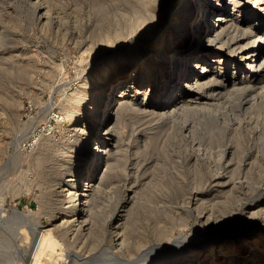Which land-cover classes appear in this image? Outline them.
I'll list each match as a JSON object with an SVG mask.
<instances>
[{"label": "bare ground", "instance_id": "6f19581e", "mask_svg": "<svg viewBox=\"0 0 264 264\" xmlns=\"http://www.w3.org/2000/svg\"><path fill=\"white\" fill-rule=\"evenodd\" d=\"M30 1L32 12L44 24L53 22L51 5ZM114 1L117 16L132 23V37L123 41L119 51L103 58L83 81L87 86L79 93L83 105L75 109L78 120L68 131L79 147L78 162L58 171L56 189L49 197L51 227L40 226L18 212L8 220L11 227L6 223L13 234L18 225L27 228L22 226L25 245L19 250L21 264L108 260L125 264L127 260L115 252L128 259L142 253L149 238L142 231L139 215L128 206L131 198L115 207L118 212L115 218L109 216V223L104 215L111 205L102 199L104 182L112 179L124 161L121 124L126 125L128 115L152 121L181 118L185 134H199L196 150L200 154L196 152L214 173L215 196L195 192L187 201L184 198L189 192L181 189L185 209L197 201L193 215L185 213L171 218L168 225H153L156 239L168 242L174 228H183L191 220L189 235H180L175 245L165 250L166 244L164 253L162 245L143 251L139 261L264 264V0ZM105 3H98L100 9ZM112 13L103 12V18ZM64 22L60 17L58 23ZM248 128L259 130L260 148L250 162L246 161L245 176L234 181L246 154L237 132ZM229 143L232 149L226 155ZM59 155L56 151L54 169L61 166ZM225 155L227 172L221 171ZM205 174L196 171L198 185L204 182ZM151 198L145 195V199ZM208 202H212L211 208L205 211ZM152 217L159 219L154 211L147 215L148 220ZM1 237L0 250L15 252L8 237ZM78 237L90 249L107 243L106 257L99 254L78 262L81 258L72 248ZM6 259L12 264L14 257L11 254Z\"/></svg>", "mask_w": 264, "mask_h": 264}, {"label": "rangeland", "instance_id": "374dc122", "mask_svg": "<svg viewBox=\"0 0 264 264\" xmlns=\"http://www.w3.org/2000/svg\"><path fill=\"white\" fill-rule=\"evenodd\" d=\"M56 1L57 5L43 0L51 5L54 15L53 22L44 24L38 14L32 12L30 0H0V234L5 239L8 237L13 245L15 252H6L14 257L12 264L22 263L23 230L27 228L18 225L13 234L8 220L18 212L40 226L51 227L49 197L56 189L54 183L59 178L58 171L78 162L79 147L68 131L78 120L75 109L83 105L79 100V93L87 88L83 81L103 58L119 51L123 41L133 33L132 23L115 13L117 4L114 0ZM99 2L105 3L104 8L100 9ZM103 12L113 13L103 18ZM60 17L65 18L62 24L58 23ZM141 117L128 115L126 125L121 124L124 161L122 167L120 165L122 169L118 167L112 179L104 182L102 199L111 205L104 218L108 217L109 223V216L115 218L117 208L131 198L128 206L139 215L142 231L145 230L144 235L149 238L140 252L162 245L160 249L164 253L169 245H175L174 240L189 235L193 221L190 220L186 228L180 227L181 230L174 228L173 238L168 242L156 239L154 227L168 225L171 218L177 219L185 213L193 215L197 201L189 203L190 207L185 209L181 189L190 193L186 195L187 199L184 198L187 201L195 192L212 197L215 194L212 189L214 173L196 150L199 134H185L183 123L179 121L181 118L152 121ZM248 129L237 132L244 142L246 154L234 181L245 176L251 157L260 148L259 130ZM227 145L226 155L232 149V143ZM56 151H60L58 162L61 166L54 169ZM226 155L221 159V171L225 172L229 171ZM200 168L206 173L204 182L208 181L203 182V186L198 185L194 176ZM145 195L151 196V200L145 199ZM207 204L205 211L211 208L212 202ZM151 211L157 213L159 219L148 220ZM107 224L105 231L109 234L111 227ZM105 245L104 242L100 247L90 249L78 237L72 248L78 251L81 258L78 262L82 263L90 257L104 255ZM2 250L0 264H10L6 259L10 255ZM142 253L129 259L120 252L115 255L127 260L125 264H142L143 260L139 261ZM99 262L111 264L114 261Z\"/></svg>", "mask_w": 264, "mask_h": 264}]
</instances>
